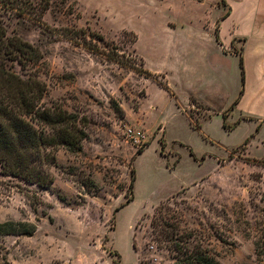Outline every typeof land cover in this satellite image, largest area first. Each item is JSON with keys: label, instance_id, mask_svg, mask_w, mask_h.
I'll return each instance as SVG.
<instances>
[{"label": "rangeland", "instance_id": "rangeland-1", "mask_svg": "<svg viewBox=\"0 0 264 264\" xmlns=\"http://www.w3.org/2000/svg\"><path fill=\"white\" fill-rule=\"evenodd\" d=\"M228 12L227 0H52L43 25L9 15V36L43 58L16 72L46 85L47 105L78 115L86 139L81 153L62 149L56 161H38L44 185L0 168V224L37 228L32 236H0V264H173L151 227L167 201L193 227L221 238V264H264L255 248L264 231V136L252 142L263 123L236 148L250 124L225 131L217 111L241 88L238 58L223 56L214 38ZM189 30L200 46L187 42ZM230 51L241 55V44ZM145 60L169 73L170 81L165 73L158 80L177 100L135 70L148 69ZM189 92L213 106L212 121L203 125L214 110L194 96V109H183ZM129 129L142 132L140 142Z\"/></svg>", "mask_w": 264, "mask_h": 264}, {"label": "trees", "instance_id": "trees-1", "mask_svg": "<svg viewBox=\"0 0 264 264\" xmlns=\"http://www.w3.org/2000/svg\"><path fill=\"white\" fill-rule=\"evenodd\" d=\"M51 1L0 0L1 173L25 178L30 182L43 185L47 181L37 170L38 161H47L48 159L56 161L55 153L62 149L71 153H81L86 132L81 125L83 121L78 115L71 114L55 105L49 106L44 102L47 95L44 83L35 76L24 77L16 72V66L25 71L43 58L40 50L34 45L20 37L9 36V23L6 20L10 19V16L29 18L34 23L43 25V18L50 9ZM225 18L226 15L222 19ZM219 35L220 31H217L216 40L221 44ZM88 49L92 53L103 55L110 61L121 64L111 54L99 52L92 47H88ZM238 56L242 88L233 105L223 116V127L226 130H231V126L226 123L227 115L239 104L245 91L244 57L243 54ZM135 70L146 78H150L172 98L178 99L167 82L158 80L159 74H154L148 69ZM197 129H201V127L198 126ZM162 146L164 148V144ZM189 152L191 157L197 160L194 151L190 149ZM138 153L141 155L143 151L139 150ZM136 180L133 171L131 183L133 190ZM53 182V179L50 178L48 183L52 184ZM133 201L134 197L128 199L129 204ZM262 201L264 202V195ZM169 202L167 201L156 208L152 217L151 227L158 247L169 252L173 264H221L218 250L219 242L223 243L221 238L217 235L213 238L206 231L193 227L186 220L183 212L174 210ZM36 229V225L31 223L6 222L0 224V236H32ZM255 248L257 256L264 258V231L263 237L257 240ZM114 264L120 263L115 262Z\"/></svg>", "mask_w": 264, "mask_h": 264}, {"label": "crops", "instance_id": "crops-1", "mask_svg": "<svg viewBox=\"0 0 264 264\" xmlns=\"http://www.w3.org/2000/svg\"><path fill=\"white\" fill-rule=\"evenodd\" d=\"M227 5L229 12L227 13L226 18L220 21V40L222 45L217 43L216 37L214 36L216 49L222 53L223 56L237 57L239 63V57L231 52L230 49L236 48L241 44L246 71L245 91L239 104L230 114L227 115L226 123L231 126V130H226L223 127V116L225 111L229 110L239 95L234 99H231L228 104L226 103V109L223 107L217 111H219L222 116V127L225 131L234 132L243 126L250 124L249 131L246 137L241 140V143L236 147L238 148L257 131L258 124L260 125L263 123L260 131L257 133V137L253 139L252 142H258L264 136V0H227ZM210 31L211 32L206 35L211 37V34H213V27H211ZM193 34L197 33H195V31L187 33V42L191 41V45L200 46L201 42H199L198 34L195 35V38ZM146 67L157 74L165 73L167 80L170 81V76L167 71L151 68L147 61ZM221 76V82L224 84L227 76L225 73ZM191 96H194L199 102L204 103L213 109V106L206 101H203L196 92H189V104L188 106H183L184 110L192 111V109H194L195 105L191 103ZM213 110L214 116L209 119H203L201 121L203 125L207 124L208 121H212L216 116V110ZM144 126L146 127V131L150 132L145 123ZM164 129L166 132V128ZM217 143L220 144L218 141ZM232 149H235V147Z\"/></svg>", "mask_w": 264, "mask_h": 264}, {"label": "built area", "instance_id": "built-area-1", "mask_svg": "<svg viewBox=\"0 0 264 264\" xmlns=\"http://www.w3.org/2000/svg\"><path fill=\"white\" fill-rule=\"evenodd\" d=\"M128 135L136 142H140L141 139L143 138V134L139 130H134V129H129L128 130Z\"/></svg>", "mask_w": 264, "mask_h": 264}]
</instances>
